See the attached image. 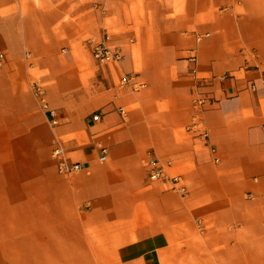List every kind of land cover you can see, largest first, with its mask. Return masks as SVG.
<instances>
[{
  "label": "crops",
  "instance_id": "crops-1",
  "mask_svg": "<svg viewBox=\"0 0 264 264\" xmlns=\"http://www.w3.org/2000/svg\"><path fill=\"white\" fill-rule=\"evenodd\" d=\"M103 34L119 62L93 58ZM0 52V116L45 126L51 148L23 202H0L7 246L46 264H264V0H0ZM151 154L176 184L150 178Z\"/></svg>",
  "mask_w": 264,
  "mask_h": 264
},
{
  "label": "rangeland",
  "instance_id": "rangeland-1",
  "mask_svg": "<svg viewBox=\"0 0 264 264\" xmlns=\"http://www.w3.org/2000/svg\"><path fill=\"white\" fill-rule=\"evenodd\" d=\"M104 35L107 34L89 36L88 40ZM80 53L85 54L83 51ZM3 55L0 52V60H3ZM36 91L37 97H39L41 95L39 92L42 93V90L36 88ZM39 99L42 105L45 104L46 99L44 95L41 98L39 97ZM2 115L4 119L0 116V202H23L26 196V193L23 191V180L30 176L29 173L33 171V168L45 165V160L51 148H49L50 144L41 141L46 129L45 126L40 125L35 128L24 129L20 125L21 120L19 118H16L17 120L14 121L15 125H6V115L4 112H2ZM30 134L35 135L37 138L34 140ZM153 158L166 168L164 160L154 157L152 154L147 162L149 168L152 165ZM30 192L32 193L31 195H38L36 187H31ZM2 223L7 227L6 220H3ZM7 241V238H0V264H40L41 262V264H46V261L49 262L50 258L58 257L56 254L24 255L21 253L22 248H13L12 241L11 246H7ZM53 246L47 239V249Z\"/></svg>",
  "mask_w": 264,
  "mask_h": 264
},
{
  "label": "built area",
  "instance_id": "built-area-1",
  "mask_svg": "<svg viewBox=\"0 0 264 264\" xmlns=\"http://www.w3.org/2000/svg\"><path fill=\"white\" fill-rule=\"evenodd\" d=\"M88 45L91 49V54L93 58L98 61L99 63H110V62H119L123 58L122 50L118 45L112 44L108 41V36L104 35L99 38H91L88 40ZM128 80L127 76L122 77V81L126 82ZM262 86H264V74L260 77ZM142 85V84H141ZM255 87V85H252ZM95 117L98 115L95 114ZM204 137L207 136V132H202ZM57 153V151H54ZM105 150H103V154L100 156L101 160L105 159ZM81 167V163H67L65 160L61 159L58 163V169L60 171H73L78 170ZM150 178L152 179H171L173 184H176L179 181V175H171L169 176L167 172L163 168V164H161L155 158L152 159V165L150 167ZM178 188L185 192V186H178Z\"/></svg>",
  "mask_w": 264,
  "mask_h": 264
}]
</instances>
